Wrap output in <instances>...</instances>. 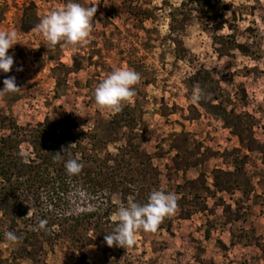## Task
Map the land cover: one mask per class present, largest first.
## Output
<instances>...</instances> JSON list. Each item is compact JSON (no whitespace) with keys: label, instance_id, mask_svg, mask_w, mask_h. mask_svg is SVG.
Masks as SVG:
<instances>
[{"label":"rangeland","instance_id":"obj_1","mask_svg":"<svg viewBox=\"0 0 264 264\" xmlns=\"http://www.w3.org/2000/svg\"><path fill=\"white\" fill-rule=\"evenodd\" d=\"M67 2L0 0V30H16L21 42L8 50L12 70L0 72V89L11 76L21 87L0 94V137L21 127L15 152L29 165L27 132L67 113L95 134L91 153L128 162L119 176L133 174L136 191L94 195L71 180L60 192L56 169L38 164L13 171L12 195L0 176L23 214L14 220L0 210V264H264V0H79L98 10L90 42L78 47L46 48L36 26L21 29L26 8L38 24ZM118 67L140 74L136 94L119 112L99 108L94 89ZM141 159L153 167L145 175L135 172ZM216 169L231 172L218 179L229 189L215 186ZM160 188L177 195L175 214L154 232L138 231L127 250L93 227L85 231L92 244L31 238L45 214L110 205L112 217L129 198L143 204ZM8 231L19 241H7Z\"/></svg>","mask_w":264,"mask_h":264},{"label":"trees","instance_id":"obj_2","mask_svg":"<svg viewBox=\"0 0 264 264\" xmlns=\"http://www.w3.org/2000/svg\"><path fill=\"white\" fill-rule=\"evenodd\" d=\"M37 22L38 16L28 14V8H26L22 17L21 29L24 32H28L37 25ZM201 91L202 94L207 91L204 83L201 84ZM121 120L122 118L118 119L116 113L113 121L119 123ZM20 128L18 126L17 130H14L15 132L13 131L6 136L0 137V176L4 182H7L11 186L10 194L15 195L16 189V186L13 185L14 183L11 180L13 171L21 168H30L31 165L33 167L35 165L39 167L38 164L45 169L48 167L56 169L60 192H63L70 181L74 180L75 182L86 185L94 195H97L98 192H104L108 195L111 193H119L121 198H125L135 193L136 186L133 185L135 181L134 175H129L124 172L119 176V173L123 171L122 169L129 165L128 162L124 159L120 162L112 157H105L101 160L91 153L90 151L93 150L92 147L95 145V134L81 127L69 114L65 113L57 118L46 116L43 121L38 122L35 127L27 132L29 137L28 142L33 150V156L28 158L29 165L21 159L19 153L15 152L16 150L18 151L17 137L20 134ZM239 137L242 139L241 134H239ZM65 148H69L71 156L79 157L84 165L82 171L77 175H69L65 169L64 161L68 159V156H63L60 160L56 159L60 155L58 152H61ZM129 151L134 155V158L141 155H139L137 150ZM129 151L127 150L126 152ZM146 157L149 156L146 155ZM111 160L114 162L113 166L108 164ZM146 160H140L142 168L135 169V172H140V174L143 173L145 175L153 169L150 161L147 162ZM133 170L128 169V171ZM229 174L231 172L216 169L214 174L215 186L221 190L229 189L230 182L218 181L220 175ZM12 197L8 194L7 190H4L3 185L0 189V210L3 212H7L8 210L13 211L15 220L16 216H22L23 214L14 212L17 202ZM112 212L111 206L106 205L105 208L97 207L95 210L84 211L78 214L61 212L45 214L43 221H46V223L43 227L39 225L40 233L35 231L30 232L32 235L31 238L37 241L40 235L47 242L67 239L72 243L92 244L94 242L93 236L85 231L93 227L95 230H101V238H104L114 227V222L111 220ZM25 239L28 240L30 237Z\"/></svg>","mask_w":264,"mask_h":264},{"label":"clouds","instance_id":"obj_3","mask_svg":"<svg viewBox=\"0 0 264 264\" xmlns=\"http://www.w3.org/2000/svg\"><path fill=\"white\" fill-rule=\"evenodd\" d=\"M98 4L83 6L79 0H68L65 6L55 8L45 14L36 25V32L44 40L46 48L55 47L63 42L64 46L78 47L90 42L93 30L92 21L97 13ZM17 43H21L16 30H0V72L8 73L12 70L14 59L8 54V50ZM17 68V71H22ZM141 76L138 72L128 67L115 68L109 75L102 79L94 89V100L99 108H110L116 112L121 111L124 102L130 101L136 94L134 86L139 83ZM4 87L0 94L17 93L21 87L17 85L15 76L3 80ZM202 99V93L198 89L192 96L194 103ZM76 113V112H75ZM80 116H85L77 113ZM57 160L68 156L64 166L69 175L79 174L84 165L79 157H72L69 148L62 149ZM178 197L175 193L163 188L153 190L146 203L135 202L129 198L127 204H121L118 211L112 215L114 227L105 235L108 246L125 248L134 247L136 233L140 230L154 232L165 217L175 214ZM46 221L41 222V227ZM5 239L11 243L19 241V237L13 231L5 234Z\"/></svg>","mask_w":264,"mask_h":264}]
</instances>
